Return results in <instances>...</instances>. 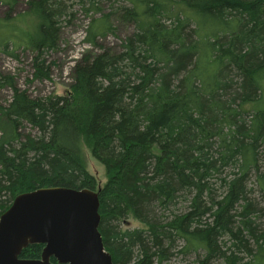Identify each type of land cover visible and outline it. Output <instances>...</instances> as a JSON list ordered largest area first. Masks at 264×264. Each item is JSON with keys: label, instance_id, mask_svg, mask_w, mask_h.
I'll list each match as a JSON object with an SVG mask.
<instances>
[{"label": "trees", "instance_id": "1", "mask_svg": "<svg viewBox=\"0 0 264 264\" xmlns=\"http://www.w3.org/2000/svg\"><path fill=\"white\" fill-rule=\"evenodd\" d=\"M121 1L129 5L100 22L113 30L115 15L134 30L115 49L99 44L90 23L84 41L101 50L76 60L67 93L34 97L0 72V88L13 91L0 102V217L25 192L90 188L113 264L177 255L193 258L186 264H264V203L248 186L254 175L264 200V108L252 104L264 90V0ZM28 5L40 8L39 35L13 34L2 50L35 52L33 83L51 78L67 2ZM84 147L105 167L101 186ZM129 219L139 225L126 227ZM44 247L30 244L21 257L40 258Z\"/></svg>", "mask_w": 264, "mask_h": 264}, {"label": "rangeland", "instance_id": "2", "mask_svg": "<svg viewBox=\"0 0 264 264\" xmlns=\"http://www.w3.org/2000/svg\"><path fill=\"white\" fill-rule=\"evenodd\" d=\"M6 1L0 0V72L15 75L19 87L28 89L34 97L67 93L72 82L71 71L76 60H79L88 51L98 52L101 50L100 46L94 47L89 42L84 41L90 23L94 22L98 24L100 34L98 36L99 44L115 49L119 48L123 38L134 30V25L122 21L115 15L111 16L110 19L113 30H108L105 28V24L100 22L104 18V14L112 11L113 6H118L120 3L129 5L126 1L101 0L98 6H90L89 2L83 5L79 0H66L67 14L62 17L61 48L58 52L50 53V60L56 61V64L52 66L51 78L28 83L27 78H32V62L35 52L32 49L21 47L17 50L19 57H14L4 52L2 46L7 40L11 41V43L14 42L16 36L28 39L30 35H39V25L42 23V18L39 16L40 8L38 7L37 10L32 12L29 10V0H11L10 3L14 4L13 11L10 15H7L10 6H8ZM139 6L144 5L140 3ZM103 32L107 33L103 34ZM13 34H16V36ZM12 94L11 88H0V102L7 105L12 98ZM252 104L256 107L264 108V90L262 100L259 103L252 102ZM249 106L250 104L246 107L249 108ZM27 130H30V126L27 127ZM84 152L88 170L95 175L99 185H103L107 181L105 167L93 157L87 147H84ZM260 153L261 158L259 163L263 165L264 144L261 146ZM227 170L230 171L231 169L228 168ZM248 186L253 188L252 196L263 204L264 200L261 195L260 186L255 181L254 175L251 177ZM137 225H139V222L134 219H129L126 222V227H135ZM191 259L193 258H183L177 255V257L166 264H186L187 260Z\"/></svg>", "mask_w": 264, "mask_h": 264}, {"label": "water", "instance_id": "3", "mask_svg": "<svg viewBox=\"0 0 264 264\" xmlns=\"http://www.w3.org/2000/svg\"><path fill=\"white\" fill-rule=\"evenodd\" d=\"M99 207L98 192L90 188L46 187L18 195L0 217V264H113L99 229ZM35 243L45 245L42 256L21 257Z\"/></svg>", "mask_w": 264, "mask_h": 264}, {"label": "crops", "instance_id": "4", "mask_svg": "<svg viewBox=\"0 0 264 264\" xmlns=\"http://www.w3.org/2000/svg\"><path fill=\"white\" fill-rule=\"evenodd\" d=\"M8 2L10 3V2H11V0H7V1H6V3H7V4H8ZM8 6H10V5H8Z\"/></svg>", "mask_w": 264, "mask_h": 264}]
</instances>
